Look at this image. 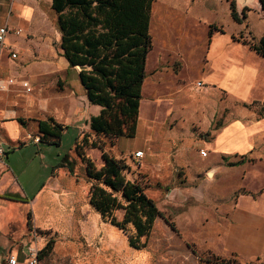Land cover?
<instances>
[{
	"label": "rangeland",
	"instance_id": "rangeland-1",
	"mask_svg": "<svg viewBox=\"0 0 264 264\" xmlns=\"http://www.w3.org/2000/svg\"><path fill=\"white\" fill-rule=\"evenodd\" d=\"M260 1L247 7V17L240 27L230 18V0H154L149 31L153 47L145 63L146 79L141 95L144 105L138 115L135 138L96 135L89 129V120H74L66 127V120L58 118L66 130L59 145H50L43 159L36 157L34 147L10 152L8 160L3 159L14 172L20 188L31 195L26 198L20 191L22 202L12 203L14 206L9 211L16 218L14 225L23 227L16 244H22L24 251L28 245H34L40 251V264H213L228 259L235 260L234 264L260 263V260L249 262L238 255H218L202 248L209 242L208 233L198 224L197 217L199 213L213 215L206 205L188 216L177 217V229L172 230L166 222L170 221L166 193L158 189L155 178L159 176V180L168 183L174 175L179 184L187 172L161 163L158 173L146 176L134 163V153L128 152L133 147L147 151L150 134L154 137V150L162 157L169 148L181 143L179 160L188 173L192 175L200 170L198 176L211 182L210 190L220 197H230L234 204L239 196L249 194L248 189L256 187L258 178L264 180V137L258 155H245L250 160L246 166H228L224 156L220 157L217 165L226 168L219 174H214V170L209 172L211 166L204 167L212 159L211 156L201 158V153L206 151L198 148L199 157L197 152L187 148L210 139L215 130L231 121L251 122L264 118V101L242 104L204 85L198 68L200 60L195 54V42L199 38L203 41V52L207 47L211 27L213 32L220 27L226 31L242 29L243 41L256 43L264 33V9ZM235 3L241 14V5L237 0ZM21 58L17 55L12 59L0 52V121L14 117V113L16 117L27 115L37 121L46 120L57 108L67 111L72 104L68 94L78 89L77 76L57 59L54 61L56 69L40 76L38 71L32 73L24 69L39 60L22 61ZM199 82L202 86H198ZM24 83L29 89L23 87ZM79 94H75L77 101ZM41 104L46 107L44 115L38 110ZM146 124L151 128L156 126L158 133L149 130ZM76 141L97 167L102 165L101 150L91 144L125 159L129 166L126 178L140 183L156 203L162 217L156 220L144 248L132 249L127 242L129 232L123 233L111 226L90 206V184L85 177V164L75 151ZM240 159V156L231 157V162ZM63 162L65 167H56ZM46 163L51 167H45ZM150 165L147 168L151 171ZM53 171L58 174L52 176ZM210 173L214 174L211 179ZM44 183L46 186L38 193ZM6 189L11 192L14 187L8 183ZM209 193L211 199L213 194ZM117 216L121 218V213Z\"/></svg>",
	"mask_w": 264,
	"mask_h": 264
},
{
	"label": "crops",
	"instance_id": "crops-1",
	"mask_svg": "<svg viewBox=\"0 0 264 264\" xmlns=\"http://www.w3.org/2000/svg\"><path fill=\"white\" fill-rule=\"evenodd\" d=\"M255 3H259V0H249L245 7L252 6ZM242 23L236 25L242 27ZM0 27H7L10 31L16 29L22 31L19 36L10 33L7 46L11 48L12 52L17 53L20 58L22 57V61L39 60V62L35 61L25 67L26 71L32 73L38 71L40 76L45 75L50 70L56 69L57 65L54 61L57 59L77 76L78 89L76 92L73 91L68 94L72 101L71 106L68 107L67 111L57 108V110L51 111L48 117H53L57 122L58 118L66 120V127H69L74 120L77 122L78 120L90 121L91 117L98 115L101 108L99 106H97L99 108L92 107L93 105H90L86 100L85 91L78 80L79 70L71 68L67 60L58 54L56 45L60 43L61 36L57 30V17L52 8L51 0H0ZM241 33H243L242 29L226 31L224 27H220L214 30L209 37L204 52L202 50V38L195 42V54L200 60L198 68H200L201 79L204 85H208L217 92L226 93L236 102L242 104L262 102L264 101V58L251 51L250 47L244 44L243 39L240 37ZM0 52L11 58L9 51L1 50ZM177 56H180V54ZM155 65H159V63ZM78 92L81 101H77L75 94ZM143 105L141 101V108ZM38 110L43 115L47 113L46 107L43 108V104L40 105ZM30 117L27 115L16 117V113H14V117L0 121V143L9 150L7 157H5L7 160L10 152L24 151L29 147L36 149L35 154L36 157L39 156V159H43V153L48 151L49 144H42L37 141L40 140L37 130L38 121L40 120L34 121V118ZM214 117L213 114L212 118ZM19 119L23 120L24 123H21ZM207 123H209L208 118ZM146 126L149 130L158 133L156 126H152V128L148 124ZM263 137L264 118L251 122L240 119L226 123L219 130H215L210 139L203 140L200 144H192L187 148L197 152L196 154L199 157V149L206 151L207 155L201 158L208 159L211 156L212 159L204 167L211 166L214 174H219L224 173V168H226V166L217 165L216 162L220 157L228 158L227 162H229L231 157L258 155L261 151ZM153 141L154 137L150 134L148 136V150L143 151L144 158L140 166L144 175L158 173V167L161 163H165L166 166L169 164L173 169L176 167L181 168L188 173L186 167L179 160L182 151H179L181 143L175 148H169L167 155L162 157L159 155L160 153L154 150L155 143ZM139 151L142 150L134 147L128 149V152L134 154ZM247 164L248 162L238 167ZM148 165L152 168L151 171L147 168ZM44 166L51 167L47 163ZM199 172L201 171L198 170L192 175L186 173L183 181L179 184H176L174 175L168 183L159 180V176L154 177L155 180L158 179V189L166 193L167 209H169L167 212L168 219L175 224L174 227L176 228L175 220H177V217L188 216L193 213L192 211L206 205L215 216L199 213V217H197L198 224L208 233L207 239L209 242L202 248L212 250L218 255H238L249 262L260 260V263L264 264V180L258 178L256 187L248 189L249 194H242L234 204L230 197H220L210 190L211 182L208 179L199 177ZM56 174H58V171H53L52 176ZM213 175H210L209 179ZM261 181H263L262 184H260ZM8 183H11L14 187L11 192L6 189ZM45 186L46 183L37 192L39 193ZM20 191L23 192L26 198L31 197L26 189L20 188L10 166L1 160L0 264H4L6 257L10 254H15L18 257L19 264H25L22 256L24 253L22 244H16L15 242L17 238L21 237L23 227L18 228L14 225L16 218L9 212L11 207L14 206L12 203H16V201L5 198L8 195L19 196L21 195ZM209 192L213 194L211 199Z\"/></svg>",
	"mask_w": 264,
	"mask_h": 264
},
{
	"label": "trees",
	"instance_id": "trees-1",
	"mask_svg": "<svg viewBox=\"0 0 264 264\" xmlns=\"http://www.w3.org/2000/svg\"><path fill=\"white\" fill-rule=\"evenodd\" d=\"M51 1L61 36L56 45L58 54L71 68L82 67L78 80L86 100L101 108L98 115L91 117L89 129L96 135L113 139L135 138L146 79L145 63L153 47L149 31L154 0ZM260 3L264 9V0ZM229 9L230 17L237 24L244 22L249 10L244 7L239 14L235 0H230ZM212 30L211 27L209 35ZM244 44L264 58V33L256 43L250 40ZM37 130L40 143L58 146L66 127L48 117L38 121ZM91 146L101 150L100 167L85 155L79 141L75 143V151L85 164V177L90 184V206L105 222L123 233L129 232L127 242L132 249L144 248L156 220L162 217L159 208L140 183L126 178L129 166L125 159L110 155L102 146ZM246 162L250 160L243 156L227 164L238 167ZM62 167H65L64 162L57 165V168ZM5 198L22 202L19 196ZM117 213H121V218ZM166 222L175 230L174 223ZM233 261L221 260L213 264H234Z\"/></svg>",
	"mask_w": 264,
	"mask_h": 264
},
{
	"label": "built area",
	"instance_id": "built-area-1",
	"mask_svg": "<svg viewBox=\"0 0 264 264\" xmlns=\"http://www.w3.org/2000/svg\"><path fill=\"white\" fill-rule=\"evenodd\" d=\"M13 34L15 36H19L22 34V31L20 29L16 30H8L7 27H0V51L1 50H6L9 51L10 57L12 59L17 58V53L12 52L11 48L7 46V39L9 34ZM198 85L200 86L201 83L199 82ZM23 87L25 89H29V86L27 83L23 84ZM38 142L40 141L39 139L37 140ZM9 150H7L3 144L0 143V161L3 160L5 157H7ZM201 155L205 157L207 155L206 152H202ZM144 158V152L139 151L134 154V163L137 166H141V161H143ZM40 251L34 247V245H28L26 251L23 253V262L25 264H40V259H39ZM4 264H19V259L18 257L14 254H10L6 257V260Z\"/></svg>",
	"mask_w": 264,
	"mask_h": 264
},
{
	"label": "water",
	"instance_id": "water-1",
	"mask_svg": "<svg viewBox=\"0 0 264 264\" xmlns=\"http://www.w3.org/2000/svg\"><path fill=\"white\" fill-rule=\"evenodd\" d=\"M237 1H238V3L241 5V7L244 8L245 5H246V3H247V1H249V0H237ZM252 1H253V0H252ZM77 69H78V70H81L82 67H77ZM210 172H212V170H211Z\"/></svg>",
	"mask_w": 264,
	"mask_h": 264
},
{
	"label": "bare ground",
	"instance_id": "bare-ground-1",
	"mask_svg": "<svg viewBox=\"0 0 264 264\" xmlns=\"http://www.w3.org/2000/svg\"><path fill=\"white\" fill-rule=\"evenodd\" d=\"M212 173H210V175H211Z\"/></svg>",
	"mask_w": 264,
	"mask_h": 264
}]
</instances>
